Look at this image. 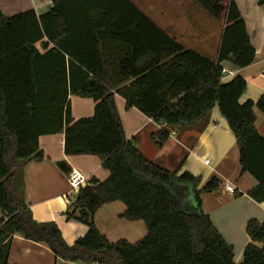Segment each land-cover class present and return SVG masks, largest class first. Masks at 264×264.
<instances>
[{
    "label": "trees",
    "instance_id": "obj_1",
    "mask_svg": "<svg viewBox=\"0 0 264 264\" xmlns=\"http://www.w3.org/2000/svg\"><path fill=\"white\" fill-rule=\"evenodd\" d=\"M192 1L223 27L217 60L185 47L133 0H54L40 16L0 10V208L7 217L0 221V264H11L15 235L88 264H264V222L248 221L250 241L236 263L234 247L202 207L203 193L221 180L201 187L200 176L146 158L127 138L116 105L117 93L158 123L159 147L217 106L236 138L242 172L257 180L248 195L264 204V136L255 113H264V94L241 102L246 78L223 79L225 61L249 66L256 48L235 0ZM70 95L94 99V114L74 119ZM60 132L66 154L96 155L110 171L105 180L92 177L70 202L68 218L88 226L72 245L54 221L33 218L14 185L24 162L44 157L40 136ZM113 201L126 205L121 218L144 221V238L111 242L99 230L95 215Z\"/></svg>",
    "mask_w": 264,
    "mask_h": 264
},
{
    "label": "crops",
    "instance_id": "obj_2",
    "mask_svg": "<svg viewBox=\"0 0 264 264\" xmlns=\"http://www.w3.org/2000/svg\"><path fill=\"white\" fill-rule=\"evenodd\" d=\"M133 1L155 21L156 13L147 11L141 5V0ZM189 1L179 3L178 15L184 17L191 30L196 33L188 37L194 43L183 44L176 31L165 30L185 47L193 48L212 60H217L223 27L220 24V29L212 27L203 8L194 4L192 0ZM235 1L256 48V59L251 65L243 68L225 61L223 65L226 72L223 79L229 81L236 75L244 76L247 88L240 101H256L264 94V5L260 4L259 0ZM189 3L192 4L193 10H190ZM53 5L54 0H0V10L6 16L30 9H34L40 16L48 12ZM198 13L201 16H197L199 19H196L195 14ZM37 46L44 51L40 43ZM115 101L127 138L135 141L146 158L171 172L178 171L180 174L189 171L200 176L201 187L215 176L221 180L218 189L203 193L202 207L210 215L227 243L234 247L235 262H242L244 250L250 241L247 223L250 219L264 222V204L256 202L248 195V192L257 185V180L249 173L242 172L236 138L219 108L216 106L205 119L191 127L176 128L168 141L159 147L153 135L161 126L136 107L127 108L126 100L117 93ZM70 102L74 119L94 114L96 106L94 99L70 95ZM255 113L256 127L264 136V113L258 108H255ZM39 145L44 157L41 160L30 159L24 162L16 171L14 185L30 206L33 218L38 222L54 221L60 227L66 243L72 245L86 234L88 226L67 216L70 202L76 197L68 196L72 192L68 179L70 171L77 169L88 176L89 180L96 177L101 181L109 177L110 171L102 166L101 159L96 155L66 154L63 132L40 136ZM227 184L235 188L234 193L226 189ZM125 210L126 205L122 201H113L104 204L95 215L99 230L111 242L125 239L130 243H136L147 234L143 220L132 221L120 217ZM9 262L88 264L58 258L47 245L27 240L21 235L14 236Z\"/></svg>",
    "mask_w": 264,
    "mask_h": 264
},
{
    "label": "rangeland",
    "instance_id": "obj_3",
    "mask_svg": "<svg viewBox=\"0 0 264 264\" xmlns=\"http://www.w3.org/2000/svg\"><path fill=\"white\" fill-rule=\"evenodd\" d=\"M188 1L187 0H141V5L144 6L147 11L150 10L151 12L156 13V15L154 14V17L158 25H160L166 30L176 31L182 43L187 44V42L194 43V41L190 40L188 37H191V35H196V33L191 30L190 25L186 23L184 17H180L178 13L180 12L179 3L182 2L186 3ZM191 6L192 4L189 3L190 10H193ZM155 7L157 8V10H155ZM202 10L206 15V17L211 21L212 27L220 29L221 26L219 25V23L213 17H211L204 9ZM199 15L200 13L195 14V18ZM189 34L190 36H188ZM76 194L77 191H74L73 198L75 197Z\"/></svg>",
    "mask_w": 264,
    "mask_h": 264
},
{
    "label": "built area",
    "instance_id": "obj_4",
    "mask_svg": "<svg viewBox=\"0 0 264 264\" xmlns=\"http://www.w3.org/2000/svg\"><path fill=\"white\" fill-rule=\"evenodd\" d=\"M225 72H226V70L224 69V73ZM163 126H165V125H163ZM206 162H208V160H206ZM68 179H69V183L71 185L72 192H74V191L78 192L79 188L82 185L88 183V181H89L88 176H86L84 173H82L81 171H79L77 169H72L70 171ZM226 189L229 190L231 193L235 192V188L231 184H227ZM72 192L68 194V196L70 198H73V196H74ZM4 219H7V217H6L5 213H3L1 208H0V221L4 220ZM92 264H96V263H92Z\"/></svg>",
    "mask_w": 264,
    "mask_h": 264
}]
</instances>
